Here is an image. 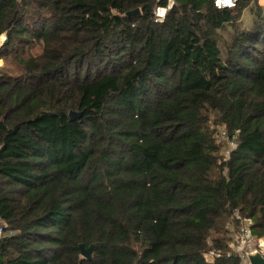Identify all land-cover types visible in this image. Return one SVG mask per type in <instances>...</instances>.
<instances>
[{
  "label": "trees",
  "instance_id": "trees-1",
  "mask_svg": "<svg viewBox=\"0 0 264 264\" xmlns=\"http://www.w3.org/2000/svg\"><path fill=\"white\" fill-rule=\"evenodd\" d=\"M258 1L0 0V264H239L234 213L264 238Z\"/></svg>",
  "mask_w": 264,
  "mask_h": 264
},
{
  "label": "built area",
  "instance_id": "built-area-1",
  "mask_svg": "<svg viewBox=\"0 0 264 264\" xmlns=\"http://www.w3.org/2000/svg\"><path fill=\"white\" fill-rule=\"evenodd\" d=\"M236 0H214V4L218 8H231L235 5ZM171 7V2L167 7L156 8V14L158 17H164L167 10ZM225 132L220 133V139L225 138ZM232 147L236 146L235 142H231ZM229 152V151H227ZM234 219L237 221V225L230 226V250L229 256L235 255L239 264H252L250 261V254L260 253L264 256V238H258L252 229L253 221L250 218L242 217L238 211L234 213ZM7 222L0 216V238L7 235Z\"/></svg>",
  "mask_w": 264,
  "mask_h": 264
},
{
  "label": "rangeland",
  "instance_id": "rangeland-1",
  "mask_svg": "<svg viewBox=\"0 0 264 264\" xmlns=\"http://www.w3.org/2000/svg\"><path fill=\"white\" fill-rule=\"evenodd\" d=\"M259 8H261L262 11H264V0H259L258 3H254V2L250 3V6L245 9L242 15V20L240 23L242 28L249 29L250 27H252V24L255 19V12H257ZM220 34H221L220 35L221 38L219 39V43L223 51V56L225 57L227 47L232 42L233 39V29L228 28L224 31H221ZM5 40H6V36L3 35L2 39H0V46L3 44ZM0 71L1 72L4 71L16 76L22 72V69L11 59L0 58ZM219 130L221 132L224 129L222 127H219Z\"/></svg>",
  "mask_w": 264,
  "mask_h": 264
},
{
  "label": "water",
  "instance_id": "water-1",
  "mask_svg": "<svg viewBox=\"0 0 264 264\" xmlns=\"http://www.w3.org/2000/svg\"><path fill=\"white\" fill-rule=\"evenodd\" d=\"M140 14V10H134L128 13V15H136ZM82 113L75 112V111H70L69 116L71 117L72 120H75L79 116H81ZM80 250H81V255L88 259L91 260L92 258V253L94 250V245H91L89 247H85L84 244H80ZM250 261L252 264H264V256L258 252L250 254Z\"/></svg>",
  "mask_w": 264,
  "mask_h": 264
},
{
  "label": "clouds",
  "instance_id": "clouds-1",
  "mask_svg": "<svg viewBox=\"0 0 264 264\" xmlns=\"http://www.w3.org/2000/svg\"><path fill=\"white\" fill-rule=\"evenodd\" d=\"M0 39H2V37H0Z\"/></svg>",
  "mask_w": 264,
  "mask_h": 264
}]
</instances>
